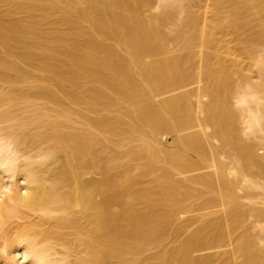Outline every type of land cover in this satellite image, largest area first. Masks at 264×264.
Masks as SVG:
<instances>
[{"label":"bare ground","instance_id":"obj_1","mask_svg":"<svg viewBox=\"0 0 264 264\" xmlns=\"http://www.w3.org/2000/svg\"><path fill=\"white\" fill-rule=\"evenodd\" d=\"M33 99L87 131L0 136V264H264V0H0V104Z\"/></svg>","mask_w":264,"mask_h":264},{"label":"rangeland","instance_id":"obj_2","mask_svg":"<svg viewBox=\"0 0 264 264\" xmlns=\"http://www.w3.org/2000/svg\"><path fill=\"white\" fill-rule=\"evenodd\" d=\"M168 28H169V26H167L165 28V30H167ZM171 48H173V47H171ZM177 53H180V52L175 51L173 48V51L171 54H177ZM252 75H255V74L252 73ZM6 111H10L12 113V117L10 119H4V118L1 119V121H0V136L5 140L6 139L13 140L15 138L25 136V138L28 140V143L24 146H20L19 150L22 153H25L26 155L31 156L32 159H34V160L38 158L37 157L38 154L33 150L32 145H30L31 143H33L34 141L37 140V138L36 137L34 138L33 135L35 133H41L44 136V138L47 139L48 137L51 136L52 132L49 128L42 126V125H39L36 127L32 126L30 124V122L33 118H39L40 120L45 119V118H48L51 120L57 119L58 121H60L64 124L63 131L66 133H85L87 131V127H86L83 120H80L75 115H66V114L57 115L56 114V108L53 107L52 105L46 103V102H43L42 100L33 99V100H29L27 103H22V102L17 101V102L8 104V105L0 104V114H4ZM99 139L101 140V142L104 145V150H99V148L96 147L93 151L86 154L87 158L94 156V154H96L98 152H103L104 155H108L109 153L110 154L111 153H121L122 151L125 150L126 146L128 145L127 142H124L123 143L124 146L122 144L121 147L115 148V147H112L109 143H107L102 136H99ZM49 144H50L49 141L43 140L42 142H40L39 145L42 149H44ZM261 151H262V149H260V150L258 149L257 152L258 153L260 152V155H262L263 153ZM223 156L225 157L226 155H221V153H220V157H222V159L220 157L219 158L221 159V161H223L224 159H226L225 161H227L228 157L226 156L227 158L225 157L223 159ZM137 163H139L138 164L139 166H137V169L135 168L136 170L134 169L135 171H132V175H137V173L139 174V172H140L139 170H141L142 166L140 165V162L138 161ZM159 173H160V165H157L154 168V170H152L148 174L144 175L140 179L139 187L144 188L145 186L146 187L151 186L152 188H154V186H153L154 184H152V183H153L154 179H156V177L159 175ZM91 176H93L95 178H100V175L95 174V173H92ZM198 187L199 186H197V188ZM213 208L214 209H212V211L213 210L217 211L220 209V207L217 210L215 209V207H213ZM197 212L196 211L192 212V211L188 210L187 213L185 212V214H182L180 216L181 218L182 217L183 218L181 219L179 217L178 220L182 221L183 219L191 217V215H195ZM199 212H201V211H199ZM178 220H177V222L179 223ZM8 224L9 223H7V225L5 224V226H8ZM226 248L229 249V246H227ZM156 251H157L156 248L148 247V249L144 253H142L141 255L138 256V259L139 258L142 259L147 255L154 254ZM16 259H17V262H21L19 255L16 257ZM137 261H139V260H137ZM146 264H149V262Z\"/></svg>","mask_w":264,"mask_h":264}]
</instances>
